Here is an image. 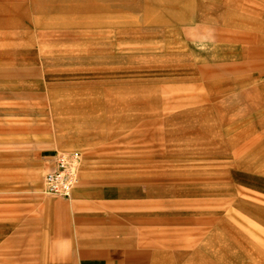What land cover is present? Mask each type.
<instances>
[{
  "label": "rangeland",
  "instance_id": "374dc122",
  "mask_svg": "<svg viewBox=\"0 0 264 264\" xmlns=\"http://www.w3.org/2000/svg\"><path fill=\"white\" fill-rule=\"evenodd\" d=\"M85 248L264 264V0H0V264Z\"/></svg>",
  "mask_w": 264,
  "mask_h": 264
},
{
  "label": "built area",
  "instance_id": "2783aa9c",
  "mask_svg": "<svg viewBox=\"0 0 264 264\" xmlns=\"http://www.w3.org/2000/svg\"><path fill=\"white\" fill-rule=\"evenodd\" d=\"M83 156L79 152H56L42 180V193L51 197L72 199L80 183Z\"/></svg>",
  "mask_w": 264,
  "mask_h": 264
},
{
  "label": "crops",
  "instance_id": "0c3cea01",
  "mask_svg": "<svg viewBox=\"0 0 264 264\" xmlns=\"http://www.w3.org/2000/svg\"><path fill=\"white\" fill-rule=\"evenodd\" d=\"M21 1H25V0H21ZM5 56L10 58L11 54L8 53ZM92 246H93V248L96 247L97 249L105 247L104 243L101 242V241L98 242L95 245H92ZM110 246H112V245H109L108 247H110ZM82 252H85L86 254H84V256H83ZM105 256H106V254L104 255L103 252H96V251H91L90 252V250L87 249V248L83 249L82 251L79 250V252H78V257L82 260V264H97L96 259H98L100 257L102 258V257H105ZM50 258H52V255H51ZM139 258H138V255H132V256L127 255L126 264H139V262H137V261H139Z\"/></svg>",
  "mask_w": 264,
  "mask_h": 264
}]
</instances>
